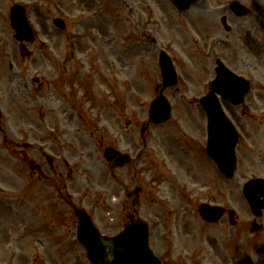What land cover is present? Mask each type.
Listing matches in <instances>:
<instances>
[{
    "label": "rangeland",
    "instance_id": "rangeland-1",
    "mask_svg": "<svg viewBox=\"0 0 264 264\" xmlns=\"http://www.w3.org/2000/svg\"><path fill=\"white\" fill-rule=\"evenodd\" d=\"M22 1L25 6L35 3L33 0ZM99 1L58 0L60 10H57L50 0L46 1L45 8H35L30 20L41 31L48 42L46 44L56 48L57 53L53 55L49 49L42 48L44 41L41 38L39 43L30 46V50H35L31 60L21 56L9 21L0 17V110L5 130V135L0 133V264H52L41 258L36 262L35 244L31 236L34 223L32 208L29 201L20 200L21 196L30 194L31 178L28 168L12 154L14 149L8 150L9 143L13 142H27L40 147L49 142L55 143L54 139L48 138L51 132L48 128L54 124L48 114L52 110L48 101L52 99H49L51 95L46 85L48 80L58 78L59 71L55 69L63 65L56 56L62 58L69 47L70 37L78 38L85 61L84 70L80 72L86 86H72L78 97L66 98L63 107L65 111L76 108L85 120L91 122L87 138L81 145L83 159H68V155H74V151L64 150L67 148L64 145V148H56L52 153L57 167L63 165L65 160L75 169L77 177L69 183L70 188L79 196L91 190L95 206L98 207L104 206L102 202L97 203L103 193H110V206L120 208L124 204V190L114 189L110 176L108 178L103 168L99 144L90 138L94 139L98 126L102 130L107 128L110 133L112 127L116 131L127 132V121L132 120L135 135L131 146L141 149V128L149 121L150 106L158 98L163 83L159 66L160 50H166L175 61L181 77L176 87L165 92L173 107V117L167 125L153 127L149 132L148 150L153 151V163L138 165L135 168L138 177L134 182L130 179L133 173L131 168L121 173L126 180V191H133L136 183L142 184L145 189L141 200L143 207H162L174 214L183 206L197 207L211 201L222 203L219 196L209 194L212 178L208 169L211 166L197 161V154L190 152L188 145V139L196 136L200 140L205 132L206 116L200 100L207 95L212 70L210 45L212 39L217 37L214 34L217 32H212L209 27L216 21L181 23L172 17L167 0H147L160 3L162 8H155V16L142 12L140 18L133 19L127 18L121 6L115 21L110 14L104 17ZM143 1L146 0H136V3ZM8 3V0H2L0 10L7 8ZM62 11L73 20L69 34L62 33L53 25V20L59 18ZM0 15L3 17V12ZM81 18L86 21L79 26ZM49 55L53 58L52 68L49 67ZM232 59L234 62L240 60L238 54ZM112 64H115L114 72ZM11 65L13 70L10 69ZM75 70L79 71L78 68ZM34 78L45 82V87L39 90L33 84ZM110 81L113 86H104ZM63 89L61 85V94H68V85L64 92ZM88 95L90 98H87ZM29 110L32 112L25 114ZM107 113L110 114L108 122L105 121ZM41 123L45 125L44 131L35 128ZM76 125L79 126L78 123ZM59 167L63 171V166ZM106 180L109 191L104 188ZM85 181L89 184L86 185ZM193 218L190 215L189 224L196 228L194 239L185 243L175 237L172 245L162 246L163 250L159 251L164 252L169 247L171 254L183 252L187 258L191 257L201 244V238L197 240L199 227ZM76 255H82L81 251L78 250ZM76 264L85 262L77 257Z\"/></svg>",
    "mask_w": 264,
    "mask_h": 264
},
{
    "label": "flooded vegetation",
    "instance_id": "flooded-vegetation-1",
    "mask_svg": "<svg viewBox=\"0 0 264 264\" xmlns=\"http://www.w3.org/2000/svg\"><path fill=\"white\" fill-rule=\"evenodd\" d=\"M239 1L250 10L247 16H236L227 0H200L186 12L176 10V18L181 23L216 21L209 29L217 32L214 33L217 37L213 38L216 39V43L223 44L224 63L239 78L244 79L243 86L239 89L244 92L241 105L234 106L223 100L226 115L234 122L241 134L236 149L240 163V171L233 179H237L236 184L231 185L233 180H228L218 170L204 150L200 156L212 167L211 173L217 183L223 184L220 188L224 202L222 232L215 234L214 228L217 225L206 224L196 216L193 219L197 221L198 226H201V232L207 236L204 245L188 258L183 252L171 254L169 249L160 252L159 249L163 250L168 243L172 245L175 237L185 243L196 237L195 228L189 224L190 215L194 213L192 207H181L180 212L175 214L166 212L165 208L161 207H140L138 212L132 215V209L124 206L112 208L108 213L109 216L107 212L102 215L101 208L93 207L88 203L91 200L89 196L76 199L70 195L67 182L77 175L71 171L65 179L59 167H69L65 160L63 165L56 168L49 167L45 171L40 163L46 161V149L32 146L27 151H23L19 144L17 148L20 150L16 151L17 156L23 157L24 161L31 159L41 167L40 171L32 174L33 187L30 197L34 219L31 236L35 244L36 262L41 258L44 261H51L52 264H76L77 257L86 259L85 250L78 240L80 221L76 216V209H82L91 217L100 233L107 237H115L126 227L134 226L140 221L147 223L150 247L163 264H264V207L253 211L245 191L247 183L258 179L264 180V62H262L264 10L257 4L264 0ZM125 7L133 14L131 6L125 4ZM111 8L118 9L115 0ZM146 12L149 14L150 9L146 8ZM224 19H227L230 29L223 24ZM236 54L239 55V62H234L232 59ZM66 62L71 68L69 56ZM216 71L214 62L208 81L209 92L216 78ZM64 114V111L54 112L55 116L64 117ZM82 134V131L72 132L71 128L68 133L62 134L67 141L62 145L67 144L68 150L74 151V155H68V159L73 160L75 157L83 159ZM132 137L133 132L127 131L113 137L112 142L118 149L122 146L130 147L128 150L137 153V150L135 151L131 146ZM105 140L104 137L103 142ZM200 141H206L203 134ZM23 148H26L25 145ZM56 148L54 143L49 144L48 149L52 152ZM136 157L137 161L133 165H137L143 159L147 160L149 153L144 150L138 152ZM111 174L114 186L124 187L120 170H115ZM132 180L135 178L133 177ZM217 191L214 188L213 192ZM257 193L258 200L264 202V188ZM103 200L107 203V194L103 196ZM78 250L84 256L76 255Z\"/></svg>",
    "mask_w": 264,
    "mask_h": 264
},
{
    "label": "water",
    "instance_id": "water-1",
    "mask_svg": "<svg viewBox=\"0 0 264 264\" xmlns=\"http://www.w3.org/2000/svg\"><path fill=\"white\" fill-rule=\"evenodd\" d=\"M174 1L177 2V0ZM12 21L14 28L19 33L20 38L18 37V39L20 41H23V39L32 41V34L27 26L24 11L20 8H15L13 10ZM22 32H24L25 35L22 34ZM161 63L166 74V71L170 68L164 59L161 60ZM165 79V86H173L176 84L174 74L171 76H167L166 74ZM212 105H214V103H212L211 100L204 101V106L207 111L210 110ZM151 115L154 122L158 124L163 123L169 119L170 107L164 99H160L154 104ZM212 118L215 121L220 120L217 111ZM105 156L111 162L116 158V155L110 149L106 150ZM202 214L205 217L206 215H212V212L204 208ZM82 220L83 224L80 231V239L88 249V256L93 264H159L148 250L147 233L143 227L126 231L115 240L98 239L92 232L93 228L89 220L85 218ZM96 238L98 239L97 243L93 241V239ZM110 257H114L115 261L112 262L109 259Z\"/></svg>",
    "mask_w": 264,
    "mask_h": 264
},
{
    "label": "bare ground",
    "instance_id": "bare-ground-1",
    "mask_svg": "<svg viewBox=\"0 0 264 264\" xmlns=\"http://www.w3.org/2000/svg\"><path fill=\"white\" fill-rule=\"evenodd\" d=\"M37 127H38V128H41L42 126H41V125H38Z\"/></svg>",
    "mask_w": 264,
    "mask_h": 264
}]
</instances>
